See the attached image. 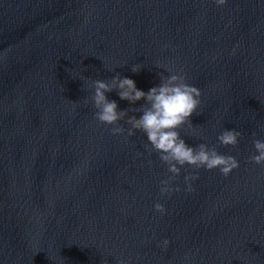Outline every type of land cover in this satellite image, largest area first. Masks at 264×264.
Segmentation results:
<instances>
[{"label": "water", "instance_id": "1", "mask_svg": "<svg viewBox=\"0 0 264 264\" xmlns=\"http://www.w3.org/2000/svg\"><path fill=\"white\" fill-rule=\"evenodd\" d=\"M157 64L200 90L179 131L236 157L227 176L186 164L179 191L161 195L171 173L146 134L94 118L91 80L119 73L147 92L169 74ZM105 95L118 110L145 102ZM225 128L241 132L235 147L219 144ZM253 139L264 140V0H0V264H264Z\"/></svg>", "mask_w": 264, "mask_h": 264}, {"label": "clouds", "instance_id": "2", "mask_svg": "<svg viewBox=\"0 0 264 264\" xmlns=\"http://www.w3.org/2000/svg\"><path fill=\"white\" fill-rule=\"evenodd\" d=\"M214 2L217 5H224L226 0H214ZM167 47L168 45L165 44L164 48ZM141 67L139 63L133 64L131 70L139 72ZM156 67L163 68L169 74L158 73L160 83L151 87L147 92L138 89L133 79L122 77L119 73L109 80H91L89 84V87L93 89L91 101L96 109L94 118L103 124L113 125L110 131L114 135L127 131L128 136H132L134 130L146 134L149 143L144 147L150 152L155 151L159 160L167 166V171L171 173L159 181L161 195H171L172 192L179 191V186L173 187L172 182L178 178L181 168L186 164L196 169H219L222 175L227 176L233 169L239 167L236 157L222 154L217 151L216 146H209L206 143L190 146L181 137L179 131L185 126L193 127L190 117L193 113H197L201 103L200 90L187 82L186 75L182 71L159 64ZM113 90H117L118 96L130 103L141 99L145 102L139 108L118 110L117 102L109 100L105 95L106 92ZM129 111H139L142 115L139 118L135 115L129 116ZM119 121H123L130 127L125 129L122 124L118 123ZM252 135L255 137L256 133L253 132ZM240 136V131L225 128L218 135L217 140L221 146L235 147L239 143ZM252 143L257 154L249 156L248 160L257 165H264V140L253 139ZM196 179H198V174L189 173L184 176L186 191L193 190L190 181ZM153 208L161 214L166 211L165 206L159 201L153 204ZM168 244L169 241L165 239L161 247L166 249ZM116 264H126V261L117 258Z\"/></svg>", "mask_w": 264, "mask_h": 264}]
</instances>
